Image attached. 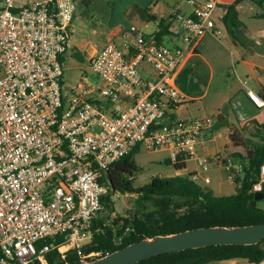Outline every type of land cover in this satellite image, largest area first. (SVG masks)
<instances>
[{"label": "built area", "instance_id": "1", "mask_svg": "<svg viewBox=\"0 0 264 264\" xmlns=\"http://www.w3.org/2000/svg\"><path fill=\"white\" fill-rule=\"evenodd\" d=\"M187 2L192 13L177 5L170 23L179 46L131 26L123 47L111 40L90 59L103 83L82 76L66 91L62 59L77 0H0V264H50L53 252L66 260L73 251L84 263L99 257L84 247L104 211L100 180L140 145L167 152L174 166L195 161L196 183L208 171L210 159L199 156L198 145L215 121L175 120L169 110L187 100L174 80L188 56L223 29L217 0ZM144 62L155 80L141 73ZM244 86L260 106L253 96L259 95ZM215 159L232 182L248 165V156ZM259 172L254 192L264 189V162ZM204 182L211 183L209 176Z\"/></svg>", "mask_w": 264, "mask_h": 264}, {"label": "trees", "instance_id": "2", "mask_svg": "<svg viewBox=\"0 0 264 264\" xmlns=\"http://www.w3.org/2000/svg\"><path fill=\"white\" fill-rule=\"evenodd\" d=\"M243 1L236 0L224 6L225 14L222 21L230 31L231 24L239 21L237 7ZM254 1L259 6L264 3V0ZM80 3L89 7L92 0H81ZM132 11L138 12L142 17L153 19L149 9L135 6ZM261 18H264V14ZM168 32H171L170 24L162 21L160 32L155 35L157 41L163 44V38L169 35ZM260 97L264 100L263 96ZM257 109L259 113L247 122L239 123L241 129H244L247 123L255 125L253 135L259 138V141L252 142L248 139L245 142L251 154L248 156L245 173L235 181L238 185L235 194L217 196L196 183L193 174L186 177H154L149 184L136 188L134 178L139 168L133 160V155L139 148L137 147L131 154L114 163L106 176L100 180L107 188L103 198L104 211L108 215L115 213V196L137 194L134 215L131 218L119 216L111 224H106L107 217H102L101 214L93 222L94 235L91 242L84 247V252L86 254L100 252L99 257H103L132 243L157 235H170L201 227H234L264 223V209L259 207V202L264 200V189L254 192V186L260 181L259 169L264 162V109L259 107ZM218 127L219 125L215 129ZM231 138L238 141L235 135H231ZM174 168L180 171L187 167L186 164H181L175 165ZM257 194H261L262 197L258 198ZM147 204L151 207L149 208ZM234 259H245L252 264H260L264 261V240L256 245L210 246L167 253L138 264H208ZM49 260L50 264L84 263L73 251L68 254L66 260H59L57 252H53L49 255Z\"/></svg>", "mask_w": 264, "mask_h": 264}, {"label": "crops", "instance_id": "3", "mask_svg": "<svg viewBox=\"0 0 264 264\" xmlns=\"http://www.w3.org/2000/svg\"><path fill=\"white\" fill-rule=\"evenodd\" d=\"M104 4L109 5L108 10L110 12L108 18L107 29L109 32L108 41L114 40L115 42L120 41L122 44V33L129 29L131 26H136V24H143V26L148 27L150 22H154V28L151 32L146 33L148 35H156L160 32V23L162 21L166 24H170L172 20V15L177 5H179V11L184 15H189L192 13L193 8L189 5L187 0H101ZM236 0H217V8L215 11V18L217 21L218 27L223 29V34L216 38L210 35H207L203 38L196 51L191 53L185 63L182 65L174 83L178 90L183 93L187 100L183 103L177 105L176 107H171L169 110V115L172 119L175 120H190V119H179V114L182 110H186L189 114V118H193L195 113L202 112V117H208L204 115V106H201V109L196 111H191L190 108H184V104L188 102H198L203 104V101L209 96L210 89L215 83L217 73L220 72L222 75L220 78L228 84L229 78L227 77L230 62L228 56V49L231 48L235 50L233 53L230 51V55L233 58H236V62H232L233 70L238 80L242 83L243 81L259 96L253 95L255 98L259 99V103L255 98L256 102L260 104L257 106L259 109H264V100L260 97H264V18H261V15L264 14V3L262 6H259L254 0H244L240 5H238V23L231 24V30L223 23L222 18L225 14L224 6L234 3ZM260 1V0H257ZM262 1V0H261ZM111 4H114L113 6ZM135 6H138L143 9H149V14L153 17L150 19L148 17H142L138 12H133L132 9ZM259 6V10L257 7ZM169 9V12L167 11ZM118 15L117 20H114V17ZM73 27V26H72ZM141 28L142 27H138ZM169 33V32H168ZM163 43H168L170 46H179L180 42L177 38H174L172 32L169 35H166L163 38ZM107 44L100 48L90 49L89 58L90 60L98 51L104 48ZM245 70L248 75L245 78H248L251 83H248L247 79L245 81L244 73ZM144 74L150 80H155L157 75H154L149 67L143 68ZM239 93H242L244 97L250 99L248 93L244 91V88L239 90ZM233 101V97H230L229 103ZM239 110H232L236 119L238 120V126L229 124L227 126L231 127V132L229 134V143L226 145L230 149L228 153L229 157L235 155L249 156V148L245 146L246 140L250 139L253 141H259V138L255 137L254 131L256 126L247 123L244 129H241V122H247L250 118L255 116L258 111H253L252 113L246 110V105L242 106V103H238ZM232 106V105H231ZM244 107V108H243ZM256 107V108H257ZM245 115V119L240 120L239 117ZM201 117V118H202ZM225 118L220 112L218 115L217 123L215 122L213 133L209 134L207 131L203 137L211 138L214 135L215 127L218 124H222L223 119ZM195 118V117H194ZM197 119V118H195ZM192 120V119H191ZM225 125V124H222ZM249 129L250 136L249 138L243 135V132L246 129ZM239 129V130H238ZM231 135H235L238 141H234L231 138ZM211 140V139H209ZM201 142V141H200ZM201 144V143H199ZM199 147V145H198ZM165 152V151H161ZM199 152V150H198ZM167 153V152H166ZM217 155H222L221 152H216L213 157ZM211 158L212 156L209 155ZM212 157V158H213ZM187 167V163H186ZM185 172L193 174V171H190L188 167L184 170ZM208 264H252L245 259H234L229 261H215ZM260 264H264V261Z\"/></svg>", "mask_w": 264, "mask_h": 264}, {"label": "rangeland", "instance_id": "4", "mask_svg": "<svg viewBox=\"0 0 264 264\" xmlns=\"http://www.w3.org/2000/svg\"><path fill=\"white\" fill-rule=\"evenodd\" d=\"M78 8L73 21V27L70 32V49L67 54L62 59L63 65V87L66 91L70 88H74L79 83L82 76H87L91 81L102 84L103 81L99 78L92 70L90 66L89 51L90 49L100 48L107 44L109 38V32L107 29L108 18L110 12L108 10L109 5L104 4L101 0H92V3L89 7H85L77 0ZM112 6L114 4H111ZM257 7V6H256ZM132 8H130L131 10ZM168 9V8H167ZM259 10V6L257 7ZM169 12V9L167 10ZM118 15L114 17V20H117ZM138 27H142V31L149 33L154 28V22H150L148 27L143 26V24H136ZM143 31V32H144ZM144 32V33H145ZM120 47H123L120 41L116 42ZM166 45H169L166 43ZM230 51L235 52L234 49H228V56L230 67L227 77L229 78L228 84H226L221 77V73H217L215 83L210 89L209 96L203 101V104L198 102H188L185 103L184 108H190L191 111H196L201 109V106H204V115L211 117L215 122L218 119L219 112L225 117L222 124H218L219 127L215 130L214 135L211 138L202 137L200 139L201 144H199V156L207 157L210 159V165L208 171H201L199 176H197V182L207 190L212 191L217 196H227L235 194L238 188V185L235 182H232L225 169L218 165L216 162V157L213 155L216 152H221L224 157H229L228 153L230 149L227 148L229 141V134L231 132V127L227 126L233 124L238 126V120L236 119L235 114H232V110L238 111V103H242V106L246 105V110L252 113L253 111H258L254 102L244 97L242 93H239L241 88H244V91L247 92L246 86H244V81L241 83L233 70L232 62H236ZM149 67V70L156 75L155 70L146 62L141 63L139 69L143 76V68ZM243 69L245 81L248 78H245L248 73ZM251 83V81H247ZM98 99L103 100L99 95ZM230 97H233V101L229 103ZM232 105V106H231ZM244 108V107H243ZM195 118H201L202 112L195 113ZM189 118V114L184 109L179 114V119H195ZM240 120L245 119V115L239 117ZM217 123V122H216ZM239 130V129H238ZM232 133V132H231ZM243 135L248 137L250 136L249 129L247 128ZM211 139V140H209ZM209 155L212 157L210 158ZM133 160L138 166L139 171L134 178V186L136 188L147 185L151 182L154 177L169 178L175 176L186 177L189 176V173L184 170L177 171L174 168V165L169 162V155L166 152H149L143 145H140L139 148L135 151L133 155ZM187 167L190 171L196 170L198 165L195 161L187 162ZM209 176L211 183L206 184L204 182V177ZM137 194H128L125 196L117 195L114 197L115 202V213L107 214L106 211L102 213V217L106 218V224H111L115 218L119 216L122 218H128L134 215L137 207ZM150 208L151 205L147 204ZM259 207L264 209V200L259 202ZM120 242V239L118 240Z\"/></svg>", "mask_w": 264, "mask_h": 264}, {"label": "water", "instance_id": "5", "mask_svg": "<svg viewBox=\"0 0 264 264\" xmlns=\"http://www.w3.org/2000/svg\"><path fill=\"white\" fill-rule=\"evenodd\" d=\"M213 129L209 134L213 133ZM261 198V194H257ZM264 240V223L247 226H215L157 235L132 243L83 264H138L162 254L223 245H256Z\"/></svg>", "mask_w": 264, "mask_h": 264}, {"label": "bare ground", "instance_id": "6", "mask_svg": "<svg viewBox=\"0 0 264 264\" xmlns=\"http://www.w3.org/2000/svg\"><path fill=\"white\" fill-rule=\"evenodd\" d=\"M254 98H255V97H254ZM255 99H256L259 103H261V101H260L259 99H257V98H255ZM258 102H257V103H258ZM259 103H258V104H259ZM259 105H260V104H259Z\"/></svg>", "mask_w": 264, "mask_h": 264}]
</instances>
